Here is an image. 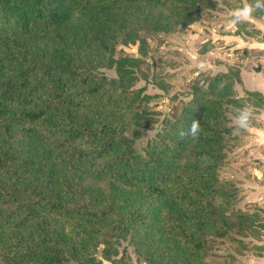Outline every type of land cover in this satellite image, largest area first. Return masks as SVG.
I'll return each mask as SVG.
<instances>
[{"label":"trees","instance_id":"16d2710c","mask_svg":"<svg viewBox=\"0 0 264 264\" xmlns=\"http://www.w3.org/2000/svg\"><path fill=\"white\" fill-rule=\"evenodd\" d=\"M206 1L0 0V264H129L122 241L146 264H208L229 237L264 256L261 213L236 209L220 182L245 130L230 114L264 105L260 92L238 95L240 67L195 78L180 112L134 145L156 118L136 86L140 58L118 47L145 52L151 34L199 20ZM193 121L197 137L181 138Z\"/></svg>","mask_w":264,"mask_h":264},{"label":"rangeland","instance_id":"374dc122","mask_svg":"<svg viewBox=\"0 0 264 264\" xmlns=\"http://www.w3.org/2000/svg\"><path fill=\"white\" fill-rule=\"evenodd\" d=\"M248 5L247 0H207L200 4L199 20L185 29L151 34L145 52L139 49V43L121 44L118 47V56L130 55L140 58L141 66L136 69V86L145 88L143 94L147 97H144L142 106L156 118L152 127L143 128L141 136L134 139L138 151H142L146 142L160 130L163 118L178 114L184 103L191 98L195 78L202 77L206 80L211 75L228 71L232 66L240 67L241 70L245 65L264 67V49L247 47L250 41H264V15L258 16L252 12L243 19L259 30L254 37L244 33L237 34V22L233 24V14ZM201 64L204 65L203 68L199 67ZM100 71L111 78L117 77L114 67H104ZM238 84L240 83L236 84V90L240 95ZM245 92L246 90L241 96H245ZM256 105L246 108L250 109V119L253 118L255 126L256 122L261 120L258 112L264 110L263 104ZM238 112L230 114L232 124L240 121L242 111ZM243 131L244 133L239 134V141L231 142L226 150L227 156L220 171V182L230 184L235 189L236 209L259 210L264 220V202L245 201L246 187L240 185L237 178L230 177L233 171L229 166L233 163L232 160H237L233 152L243 146V137L249 134L246 128ZM242 169L246 170L244 166ZM250 240L257 242L255 238ZM259 243L264 244V237ZM245 247H248L247 244L235 242L232 237L226 238L224 243L214 245L208 264H263L259 261V255L256 256ZM119 251L118 257L123 255L129 264H146L137 255L134 246L127 241L121 242ZM104 264L111 262L104 260Z\"/></svg>","mask_w":264,"mask_h":264},{"label":"crops","instance_id":"0c3cea01","mask_svg":"<svg viewBox=\"0 0 264 264\" xmlns=\"http://www.w3.org/2000/svg\"><path fill=\"white\" fill-rule=\"evenodd\" d=\"M249 49H264V41L249 42ZM240 96L243 91L260 92L264 98V67H249L245 65L241 70V83L238 84ZM258 115L263 121V126L247 125L248 135L243 137L242 145L238 150H234L233 163L229 168L233 171L230 177L237 178L240 185L246 187L244 191L245 201L264 202V110H260ZM235 123L239 124V120ZM242 149V150H241ZM245 167L244 171L242 167ZM260 258V263L264 264V256Z\"/></svg>","mask_w":264,"mask_h":264},{"label":"clouds","instance_id":"9594fccd","mask_svg":"<svg viewBox=\"0 0 264 264\" xmlns=\"http://www.w3.org/2000/svg\"><path fill=\"white\" fill-rule=\"evenodd\" d=\"M255 8L264 9V0H256ZM253 11V6L248 5L245 6L243 9L237 10L234 15L233 24H235L238 21H242L243 19H246ZM200 68H203L204 65H199ZM251 112L250 109H244L241 113L239 126L241 128H244L248 124L249 116ZM200 131V126L197 121H193L190 125V127L187 129L186 132H181V138H184L185 136L191 137L195 139Z\"/></svg>","mask_w":264,"mask_h":264}]
</instances>
